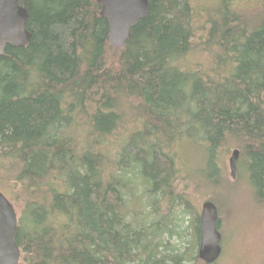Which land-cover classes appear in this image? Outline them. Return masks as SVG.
Returning a JSON list of instances; mask_svg holds the SVG:
<instances>
[{
    "label": "trees",
    "instance_id": "obj_1",
    "mask_svg": "<svg viewBox=\"0 0 264 264\" xmlns=\"http://www.w3.org/2000/svg\"><path fill=\"white\" fill-rule=\"evenodd\" d=\"M227 1L194 43L189 0H148L114 47L96 0H18L30 37L0 55V181L18 184L21 209L7 198L18 264H205L169 241L194 208L170 152L179 142L202 151L207 185L221 183L220 150L238 149L264 206V0L244 14ZM199 50L211 60L181 64ZM132 114L143 126H128ZM192 223L198 247L197 212Z\"/></svg>",
    "mask_w": 264,
    "mask_h": 264
},
{
    "label": "rangeland",
    "instance_id": "obj_2",
    "mask_svg": "<svg viewBox=\"0 0 264 264\" xmlns=\"http://www.w3.org/2000/svg\"><path fill=\"white\" fill-rule=\"evenodd\" d=\"M189 2L195 10L193 20L197 38L194 43H198L204 36L203 28L206 22L215 14L222 0H189ZM227 2L241 14H244L245 10L251 12L262 6L261 0H228ZM195 56L197 59L205 60V63L211 60L209 52L199 50L195 55L191 53L185 56L180 62L184 65L191 62ZM131 116L133 119L127 122L128 126L133 129L143 126L142 118L139 115L132 114ZM127 123L119 128L116 135L117 142L123 138L122 133L125 132V126L128 128ZM232 149H234L233 146H228L218 153V176L221 178V183L215 185L214 182L213 184L208 181L207 185L208 176L203 182L204 177L197 174L204 164L202 151L183 142H179L175 148L170 147V152L174 155L178 168L180 181L178 183L187 190L188 198L194 208L191 212L177 214L179 228H176L175 231L178 234H172L169 241L180 247L181 252L185 251L187 255L190 253L197 256V245H195L191 219H193L194 212L199 214L201 204L211 199L218 206L217 226L221 234V253L218 259L211 264H264V206L259 205L255 199L254 190L251 188L247 172L243 168V161L238 162L235 177L230 176L228 158ZM11 183V181H0V191L7 198L10 197L18 209H21L22 204L17 194L18 184L11 189ZM137 190L138 194L142 193L140 186L137 187ZM141 199H143L142 196ZM193 245L195 247L192 249Z\"/></svg>",
    "mask_w": 264,
    "mask_h": 264
},
{
    "label": "water",
    "instance_id": "obj_3",
    "mask_svg": "<svg viewBox=\"0 0 264 264\" xmlns=\"http://www.w3.org/2000/svg\"><path fill=\"white\" fill-rule=\"evenodd\" d=\"M100 15L107 20L106 41L122 47L129 37L130 29L147 14L148 0H96ZM27 11L18 0H0V55L6 45L23 46L30 37L25 28ZM238 149H232L228 158L229 173L236 174ZM216 205L206 200L199 211L200 237L197 257L206 264L213 263L220 255L221 234L217 229ZM17 214L12 203L0 192V264H18L20 251L16 242Z\"/></svg>",
    "mask_w": 264,
    "mask_h": 264
}]
</instances>
